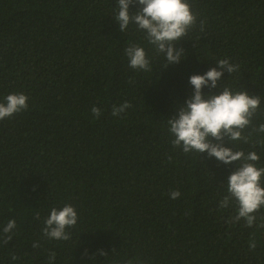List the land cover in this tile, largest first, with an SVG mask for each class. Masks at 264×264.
<instances>
[{
    "label": "trees",
    "instance_id": "obj_1",
    "mask_svg": "<svg viewBox=\"0 0 264 264\" xmlns=\"http://www.w3.org/2000/svg\"><path fill=\"white\" fill-rule=\"evenodd\" d=\"M188 3L197 25L177 45L182 62L166 67L136 25L119 31L118 0H0V101L28 97L27 111L0 121V234L16 222L0 264H49L52 252L55 264H264V208L251 227L229 223L235 209L219 202L234 165L173 148L167 124L192 95L190 76L228 59L239 69L218 90L261 104L250 143L225 146L255 151L264 167V133L252 131L264 124V0ZM130 44L151 71L128 66ZM65 204L78 214L71 239H46L44 220Z\"/></svg>",
    "mask_w": 264,
    "mask_h": 264
},
{
    "label": "clouds",
    "instance_id": "obj_2",
    "mask_svg": "<svg viewBox=\"0 0 264 264\" xmlns=\"http://www.w3.org/2000/svg\"><path fill=\"white\" fill-rule=\"evenodd\" d=\"M135 8V11L132 9ZM124 32L130 24H134L138 31L145 33V40L152 45L157 55L163 54L168 65H179L185 51L178 47V43L186 37L197 25V15L191 10L188 0H118L117 12L113 18ZM203 20L200 21V31H204ZM128 59V66L135 71H151L150 58L144 47L130 44L124 51ZM217 67L210 68L203 75H192L189 84L192 86V95L176 108V114L167 118L168 133L173 137L170 143L173 148L181 149L183 153L191 152L207 154L208 158L228 166L234 165V170L227 177V190L219 202V208L233 207L234 215L229 223L245 221L246 227H251L256 221V215L264 208V167H257L259 156L255 151L245 153L226 147L225 142L250 143L251 133L244 135L251 125L252 118L260 107L259 96L250 95L247 91H233L225 86L219 89V82L225 72L232 75L237 72L239 65H234L228 59H220ZM209 92L206 94L204 89ZM212 90H216L213 92ZM28 97L23 93L8 94L0 101V121L11 118L15 114L27 111ZM131 104L112 107V116L125 113ZM93 117L101 116L100 108H91ZM253 132L264 133V124L253 127ZM256 144L264 146V140ZM253 144V147H256ZM181 193L171 190L169 196L175 200ZM39 219V214L36 215ZM78 222V214L74 207L65 204L62 208H53L50 215L44 220L43 236L48 240L68 241L71 234L67 231ZM16 228L15 220H10L2 229L0 240L6 245ZM33 243V248H38ZM254 247V245H253ZM100 255H106L103 251ZM56 253H50L49 264H55ZM13 261L17 260L12 255ZM128 264H132L128 261Z\"/></svg>",
    "mask_w": 264,
    "mask_h": 264
}]
</instances>
